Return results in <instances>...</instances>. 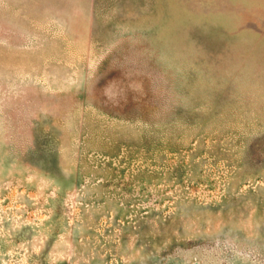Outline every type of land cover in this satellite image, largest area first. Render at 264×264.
<instances>
[{
    "label": "rangeland",
    "instance_id": "374dc122",
    "mask_svg": "<svg viewBox=\"0 0 264 264\" xmlns=\"http://www.w3.org/2000/svg\"><path fill=\"white\" fill-rule=\"evenodd\" d=\"M0 264H264V0H0Z\"/></svg>",
    "mask_w": 264,
    "mask_h": 264
}]
</instances>
